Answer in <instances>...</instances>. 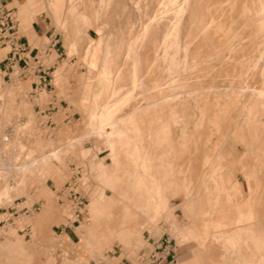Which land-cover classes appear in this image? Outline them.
I'll return each instance as SVG.
<instances>
[{"label": "rangeland", "instance_id": "374dc122", "mask_svg": "<svg viewBox=\"0 0 264 264\" xmlns=\"http://www.w3.org/2000/svg\"><path fill=\"white\" fill-rule=\"evenodd\" d=\"M57 1L61 4L56 5ZM182 1L177 0L175 7L170 8L168 5L175 0H35L36 4L26 15L28 18L18 11L13 13L19 23V35L36 18L40 19L41 14L51 29L53 39L44 36L42 44L33 46L39 49L37 59L48 69L52 82L46 89L31 88L29 77L38 66L34 61L30 71L15 66L10 79L0 73V135H10L17 126H28L19 132L25 149L21 150L22 154L12 148L4 152L0 141V163L1 159L9 164L16 160L14 169L37 161V168L25 179L20 170H0V192L6 185L11 188L8 197L0 194V264H14L18 259L23 264H51L50 261L116 264L122 259L135 263L138 252L164 240L171 241L176 254L174 264H195L196 257L197 264H262L264 227L256 234L261 239H242L246 236L243 232L237 239L240 245L235 247L229 240L224 245L222 238L213 237L212 230L208 231L204 247L195 236L204 234V224L209 220L202 216L208 207L205 191L197 184L204 171L202 161L209 154L208 144L219 146V151L210 154L215 163L221 153L224 155L221 163L229 171L235 167L226 182L240 186L241 193L234 186L218 193L227 195L226 214L238 215L241 201L251 198L264 226V95L258 97V90L264 89V58L259 57L264 33L251 20L253 10L246 9L251 7L252 0H186L189 6ZM184 4L185 17L179 13ZM169 28L174 29L173 34L179 31L180 36L174 72H167L170 58L174 59L173 49L167 46L173 35ZM52 40L59 43L55 51L49 52ZM134 45L140 53L139 77L143 87L134 83V64L129 56ZM105 49H111L108 55L104 54ZM8 50L9 47L0 48V61ZM146 96L161 99L158 108L148 104ZM93 99L100 103L97 117L91 123L88 112L93 109ZM176 105L179 111L175 110ZM103 117H111L112 125L105 124L109 119L101 122ZM145 120H151L149 137L148 129L142 127L146 125ZM102 123L111 125L112 130L123 131L122 136L129 141L121 140L118 134H107V126L105 129ZM134 125H140V129L136 127L138 130L133 132ZM217 130L222 135H215ZM131 145L148 148L152 153L163 149L170 155L167 154L166 164L164 160L161 162L173 171L165 177L173 183L165 192L164 210L152 219L139 208L142 194L148 195V191H139L142 186L137 184L130 185L125 176L130 168L123 156L120 167V175L125 176L123 180L114 185L107 177L106 171L114 169L113 165L118 167L117 153L127 155ZM44 154L48 155L46 162L39 160ZM183 157L198 167L193 183L188 184L191 193L183 190L182 175L175 165V162L183 163ZM168 161L173 164L166 166ZM147 162L151 166L158 159ZM226 162H231L230 166ZM77 169L82 170L80 175ZM47 170H50L48 174ZM229 171L226 169L224 175ZM191 178L183 176V184L191 182ZM215 178L223 183V177ZM73 184L89 186V203L75 225L64 220L68 212L61 205L67 201L66 188ZM100 196L113 200L115 217L127 206L128 227L133 234L126 241L113 238L100 252L79 250L77 245L85 226L91 222L90 214L94 218L93 203ZM183 197H189L186 206ZM48 199L52 202L49 203L53 214L48 220L51 228L43 231L38 220ZM66 236L71 245L65 241ZM239 249L243 251L242 256L236 254Z\"/></svg>", "mask_w": 264, "mask_h": 264}, {"label": "crops", "instance_id": "0c3cea01", "mask_svg": "<svg viewBox=\"0 0 264 264\" xmlns=\"http://www.w3.org/2000/svg\"><path fill=\"white\" fill-rule=\"evenodd\" d=\"M3 1L6 4L7 9L12 10L13 13L18 11L25 18H28L26 17V15L30 13L29 8L36 4L35 0H3ZM260 1L263 2L264 0H252L251 7L246 8L247 10L252 9L253 12H255L254 17L258 15V13L260 12V9H261L260 5L262 3L261 2L259 4ZM59 3L60 1H57L56 5H60ZM95 14H97V12H95ZM41 17H42V14L40 15V19L36 18V20L31 23V25L24 31L22 35H19V23H17V26H16L17 33L21 38V43L23 44L24 50H25L23 55H19V57L25 61L27 59H33L34 57L38 56L39 49L33 45L42 44L44 36L46 38L53 39V35H50L51 29L48 28V26L44 23ZM255 25L256 27H258V30L260 32L262 29L264 30L263 28L264 24L261 25L262 29L259 27L258 24H255ZM58 43H59L58 40L57 41L52 40V43L50 44V47L52 48H49V52L55 51V47L57 46ZM263 47H264V37L262 39L260 53H259L260 58H264V53H263L264 48ZM15 66H18L20 69H23L22 61L21 60L18 61L17 57H15V60H12L10 58V55L6 53L4 54L3 59L0 61V73H2L5 78L7 77L10 79V75L14 72ZM29 78L32 79L30 85H31V88L33 89L34 86L32 83L34 82L35 78H33L32 76H30ZM259 92H264V89L258 90V93ZM179 109L180 107L176 105L175 110L179 111ZM144 122H145L144 124L146 125L145 126L142 125V127L148 129L146 130V133H147V136L149 137V133L151 132V128H152L151 120H145ZM136 126L138 128L140 127V125L139 126L136 125ZM214 134L217 136L222 135V133H220V130H217ZM171 137L173 136L171 135ZM131 138L132 137H130V139ZM207 141L209 142V140ZM181 146L182 147L184 146L183 143ZM218 149H219V146L217 143L211 145L210 147L208 144L207 153L209 154H207L204 157V160L202 161V164H201L204 171L201 172V175H200L199 180L197 181V184H200L201 187L205 191V200H206V205L208 207V210L203 211L202 216L209 217V220H207L204 224V234L200 233V234H197L195 237L199 241V244L201 245V247H204L206 244V239L208 237V231L212 230L213 237L218 236L219 238H222L225 241L224 245H228L226 241L231 239L232 241L236 242V246H237V245H240V241L237 240L238 236L241 233H243V232H238V229L246 225L243 228H247L250 230L248 232H244L246 236H244L242 239H252V238L261 239L262 236L261 235L257 236L256 234L259 230L263 229V226H262L263 220H262V216L256 215L255 213L256 210L253 209L251 198L247 200L243 199L241 201V205L238 209V212H239L238 215L229 216L228 214H226V212L228 211L226 210V208L228 207V204L226 203L229 202L227 201V198H226L227 195L224 194L220 196L218 195V193L228 191L229 188L232 186H234L235 188H238L240 193H241V190L238 184H230L226 182L230 180V177H231L230 175L234 174L235 167L230 168V171H229V169L225 167L224 164L221 163L222 162L221 160L224 158V155H222L221 153H218V155L216 156L218 163H215L214 160L210 157V154L212 155V153L219 151ZM128 150H130V152H128L127 155H124V153H120V152L117 153L116 159L119 163L118 167H115L113 165L114 169H112L111 171H106L107 177L111 180V182H113V184L116 181L118 184L121 180H123L122 179L123 177L127 176L128 182L130 183V185L136 183L137 177H145L147 179L150 177L154 178L156 181V183L154 184L155 187L152 190L150 189L149 193L151 192L152 193L157 192V193L156 194L148 193V195H146L148 199L146 200L144 199L146 198L145 195H143L142 201L139 202L140 203L139 208L146 215H148L149 219H152L157 213H160L164 210L166 203H164L163 200L167 199L165 192H167V190L170 188V185L173 183L171 178L169 179L165 178L167 177V175L168 176L172 175L173 171L167 170L165 168V164H164L165 162L164 163L161 162L162 159L166 161L167 153L165 150H159L156 153L154 152L152 153L151 151L148 150V148H145V147L140 148L134 145H131ZM181 151L183 152V149ZM121 156L124 157L126 166L130 168L129 171L125 172L126 175L123 177L120 175V167L122 164ZM178 158L182 159L181 156H178ZM154 159L155 160L158 159V162L156 163L152 162L151 166L148 165L147 161L154 160ZM183 163H186V164H183ZM183 163L178 162V164H176L175 162V165L179 167L178 173L182 175L181 183H182L183 190L191 193V191H189L188 184L193 183V180H194L193 174H196L198 172L197 171L198 167H196L193 161L189 158L184 159L183 157ZM189 164H191V166H188ZM220 164L221 166H218ZM230 164L231 162L229 163L226 162L227 166H230ZM226 169L229 171L228 175H224V172ZM183 176L192 177L190 180L191 182H187L186 184H183L182 182ZM216 176L223 177L222 184L218 182V179L215 178ZM148 181H147V184L151 185L149 183L150 181L149 182ZM133 190H136V189L133 188ZM139 191H144V189H139ZM189 197L188 198L183 197L184 198L183 204L185 206L188 204ZM96 201L101 203L102 213L96 219L92 218L90 214L91 222L89 225L85 226V230L83 234L81 235L80 242L77 245L79 250H83V251L91 250L92 252H95V251L100 252L104 247L108 246L111 243L113 238H117L121 241H126L133 234L132 228L128 227L130 215H129L127 206L124 207L123 213L120 216L115 217L112 212V207L114 205V202L110 197L100 196L99 198L96 199ZM145 201L146 202L149 201V202H147L146 204ZM251 224H252V227H249L251 226ZM261 226H262V229H261ZM252 228H253V231L251 230ZM193 234H194L193 232H190V235H193ZM65 238H67L65 239V241L69 245H71L70 238L67 236ZM242 252L243 251L239 249L238 252L236 253L237 256H242ZM197 261H198V257H196L195 259V264H197L196 263ZM49 263L54 264L51 261ZM14 264H23V260L18 259L14 262Z\"/></svg>", "mask_w": 264, "mask_h": 264}, {"label": "bare ground", "instance_id": "6f19581e", "mask_svg": "<svg viewBox=\"0 0 264 264\" xmlns=\"http://www.w3.org/2000/svg\"><path fill=\"white\" fill-rule=\"evenodd\" d=\"M106 1H108V0H106ZM174 1V0H173ZM176 2H174L173 4L171 3V5H168V6H170V8H174L175 6H174V4L175 3H177V0H175ZM182 1V0H181ZM190 0H188L187 2H189ZM197 1V0H196ZM198 1H200L201 2V0H198ZM102 2V1H101ZM150 2V1H149ZM182 2H184V1H182ZM187 2H186V0H185V2L184 3H186L187 4ZM262 1H260L259 2V4L261 3ZM136 3V2H135ZM181 3V2H180ZM198 3V2H197ZM59 4H61V2L59 3ZM134 4V3H133ZM190 4V3H189ZM202 4V3H201ZM124 5V4H123ZM122 5V6H123ZM147 5H148V3H147ZM150 5V4H149ZM188 5V4H187ZM200 5V4H199ZM168 6H167V8H168ZM185 4L183 5V6H181V8H179L178 6V8H179V10H180V16L181 15H183V14H185L184 12H186L187 10H185ZM189 6V5H188ZM261 9H260V12L258 13V15H256L252 20L254 21V24H258L259 25V27L262 29V27H261V25L262 24H264V1L261 3ZM193 7H195V5L193 6ZM202 7V6H201ZM133 8V7H132ZM198 8V7H197ZM134 9H135V7H134ZM147 9V8H146ZM150 9V8H149ZM253 9H254V7H253ZM145 12V11H144ZM255 13V12H254ZM96 16V15H95ZM136 16V15H135ZM184 16V15H183ZM182 16V17H183ZM97 17V16H96ZM179 17V16H178ZM185 17V16H184ZM201 18V17H200ZM183 19V18H182ZM200 20V19H199ZM203 21H204V19H203ZM200 22V21H199ZM250 22H252V21H250ZM172 23H173V21H172ZM207 23V22H206ZM206 23H204L203 25L205 26V24ZM180 24V23H179ZM174 25V24H173ZM199 25V24H198ZM202 25V24H201ZM201 25H199V27L201 26ZM207 27H209V25L207 26ZM173 28H175L176 29V27L174 26ZM178 28H179V26H178ZM178 28H177V30H178ZM205 28V27H204ZM264 28V27H263ZM170 29V28H169ZM202 29V28H201ZM171 30V29H170ZM172 30H174V29H172ZM172 30L170 31L171 32V35L173 34L172 33ZM208 30V29H207ZM206 29L204 30V31H207ZM257 30H258V27H257ZM263 30V29H262ZM262 30H261V32H262ZM169 31V30H168ZM167 31V32H168ZM199 31V30H198ZM259 31V30H258ZM169 32V33H170ZM201 32V31H200ZM168 33V34H169ZM258 33V32H257ZM260 33V32H259ZM264 32H262V34H263ZM203 34V33H202ZM202 34H200V35H202ZM84 35V34H83ZM258 35H260V34H258ZM264 35V34H263ZM166 36H167V34H166ZM257 36V35H256ZM171 37H172V39H171ZM170 37V42H168V43H170L169 45H167L168 47H171L170 48V50L171 49H173V53L174 54H172L173 55V57H174V59L173 58H170V59H172V60H169V69L168 68H166V70H167V72H174V70H176V62H175V55H176V52H177V50H176V48L177 47H179V40H180V36H179V31L178 32H176V30H175V33L172 35ZM138 38H140V34L139 35H137L136 36V39L138 40ZM261 38V37H260ZM263 38V37H262ZM258 41V40H257ZM165 44H166V42H165ZM166 46V45H165ZM139 47V46H138ZM186 48V47H185ZM264 48V47H263ZM167 50H169V48H166ZM110 51H111V49H109ZM108 49H105V55H108L109 53H110V51H109ZM185 50V49H184ZM183 50V51H184ZM187 50V49H186ZM172 51V50H171ZM170 51V52H171ZM131 52L132 53H129V56L131 55V57H132V60H133V64H134V69H133V72H134V83L136 84L137 83V85H140V86H144V84H143V82H142V80L140 79V77H139V57H140V53H139V51H138V49H137V46L136 45H134L133 46V48L131 49ZM167 52V51H166ZM165 53V52H164ZM264 53V52H263ZM96 54H97V52H95L94 54H93V56L95 57L96 56ZM167 54V53H166ZM186 54V53H185ZM164 55V54H163ZM169 55H170V53H169ZM168 55V56H169ZM172 55H171V57H172ZM166 56V55H165ZM168 56H166L167 58H169ZM261 56V55H260ZM185 57V56H184ZM111 58V57H110ZM108 60V59H107ZM185 60V59H184ZM109 61V60H108ZM91 64V63H90ZM187 65V64H186ZM168 67V66H167ZM185 67V66H184ZM185 69V68H184ZM242 69V68H241ZM170 74H172V73H170ZM169 74V75H170ZM173 75V74H172ZM93 80V79H92ZM91 84V83H90ZM173 85V84H172ZM244 88V87H243ZM242 90V89H241ZM259 96L258 97H261L262 98V96H260V95H264V92H259V94H258ZM186 97V96H185ZM85 99H86V97H84ZM261 98H259V99H261ZM85 99H83V100H85ZM147 102H148V104H150L152 107H154V108H158V106H159V103H160V101H161V99H158V98H153V97H151V96H146L145 98H144ZM166 99V98H165ZM168 99V98H167ZM1 100V99H0ZM82 100V102H88L87 100L86 101H83ZM160 100V101H159ZM164 100V99H163ZM91 102V101H90ZM92 104V106H93V109L90 111V112H88V119H89V121L92 123L93 121H95V118L97 117L96 116V109L99 107L98 105H99V103H100V100H98V99H93V102H91ZM86 104V103H85ZM147 104V106H149ZM163 104V103H162ZM0 106H1V103H0ZM164 107H166L165 106V104L163 105ZM150 107V106H149ZM163 110H164V108H163ZM252 111V110H251ZM133 114V113H132ZM155 114V113H154ZM253 114V113H252ZM128 115H130V114H128ZM128 115H126V116H128ZM150 115V114H149ZM160 115V114H159ZM255 116H256V114H254ZM125 116V117H126ZM250 116H252V115H250ZM87 117V116H86ZM111 118V117H110ZM109 117H108V119H109V122L107 121V123H105V124H111L112 122H111V119H110ZM150 118H152V117H150ZM252 118V117H251ZM254 118V120H256V117H253ZM105 119H107L106 117H103V119H101V122H103V121H106ZM107 119V120H108ZM136 119V118H135ZM153 119H154V117H153ZM258 114H257V121L256 122H258ZM116 120V119H115ZM114 120V121H115ZM119 120V119H118ZM118 120H116V121H118ZM152 120V119H151ZM154 120H152V122H153ZM156 123L158 122V121H155ZM104 123H102V124H104ZM255 123V122H254ZM104 124V125H105ZM104 125H103V128H104ZM112 125V124H111ZM111 125H110V127H111ZM90 126V125H89ZM106 126H107V130H106V133L107 134H110V135H113L114 134V136L115 135H117V136H119V138L121 137V140L124 138V136H122V133H123V131H115L114 129L112 130L110 127H109V125H105V129H106ZM139 126V125H138ZM26 127H28L26 124H25V128ZM137 126H135L134 125V130H133V132L135 131V130H138L137 128H136ZM22 128H24V125L21 127V128H19V126H17V127H14L12 130V133L10 134V136H5L4 134H2V135H0V141H1V148H2V150L4 151V152H9L10 151V148H12V149H16V150H20L19 152H21V150L24 148V145L22 144V141H21V135H20V131H21V129ZM24 128V129H25ZM101 128H102V125H101ZM103 128H102V130H103ZM124 128V127H123ZM23 129V130H24ZM140 129V128H139ZM102 130H101V132H102ZM130 130H132V129H130ZM130 130H127V131H130ZM165 130V129H164ZM168 130V129H167ZM126 131V132H127ZM103 132H105V131H103ZM102 132V133H103ZM167 132V131H166ZM105 133V134H106ZM160 133V132H159ZM168 133V132H167ZM183 133V132H182ZM127 134H128V132H127ZM130 134V133H129ZM104 135V134H103ZM164 136V135H163ZM160 137V136H159ZM125 140H127V141H129L128 139H126V136H125V138H124ZM133 139V138H132ZM160 139V138H159ZM164 139V138H163ZM120 140V139H119ZM159 141V140H158ZM166 141V140H165ZM170 142V141H169ZM163 143V140H162V142L160 143V144H162ZM166 143V142H165ZM164 143V144H165ZM113 146V145H112ZM166 146V145H165ZM168 146H169V144L167 145V148H168ZM129 147V146H128ZM111 148V147H110ZM162 148H163V146H162ZM166 148V149H167ZM35 149V148H34ZM155 150H157L156 148H154ZM113 150H114V147H113ZM154 150V151H155ZM163 150V149H162ZM168 150V149H167ZM170 150V149H169ZM168 150V151H169ZM23 151H25V149H23ZM32 151V150H31ZM31 151H30V153H28L27 152V154H29V157H30V155H31ZM85 152H86V150H84ZM144 151V150H143ZM142 151V152H143ZM171 151V150H170ZM112 152V151H111ZM163 152H165V151H163ZM23 152H21V154H22ZM33 153V152H32ZM50 153H52V152H50ZM167 153V152H166ZM171 153V152H170ZM173 153V152H172ZM168 154V153H167ZM148 155V154H147ZM150 155V154H149ZM169 155V154H168ZM167 155V156H168ZM21 156V155H20ZM48 155H46V154H44V155H42V156H40V161H43L46 157H47ZM154 156V155H153ZM170 156V155H169ZM86 158V157H85ZM169 159V158H168ZM163 160V159H162ZM12 161V160H11ZM45 161V160H44ZM15 162H17L16 160H13V163L11 162L10 164H9V161H7L6 159H1V163H0V170L1 171H9L10 169H12V170H18V172H19V170H20V173L23 175V178L25 179L28 175H30L31 173H32V171H33V168L34 167H36V164H37V161L36 160H34V161H29V162H26V163H24V164H20L17 168H12V165L13 164H17V163H15ZM46 162V161H45ZM45 162H43L42 164L44 165V164H46ZM165 162V161H164ZM169 163L170 164H173V162L171 163V162H169L168 161V163H167V165L166 166H168L169 165ZM166 164V163H165ZM183 164H186V163H183ZM42 165V166H43ZM47 166V165H46ZM46 166H44L43 168H45ZM156 166V165H155ZM171 166V165H170ZM173 166V165H172ZM37 168V167H36ZM42 168V169H43ZM48 168V167H47ZM167 168V167H166ZM50 169V168H49ZM46 170V169H45ZM13 171V172H14ZM35 171V170H34ZM50 171V170H49ZM49 171L47 170V174L49 173ZM16 172V171H15ZM44 172V171H43ZM43 172L41 173L42 175H43ZM1 173V172H0ZM51 173V172H50ZM169 173V172H168ZM7 174V173H6ZM40 174V173H39ZM46 174V176H48ZM9 175V174H8ZM44 175H45V173H44ZM53 175V174H52ZM57 175V174H56ZM159 175V174H158ZM21 176V175H20ZM168 176V175H167ZM45 177V176H44ZM23 178H22V180H23ZM28 178V177H27ZM58 178H59V175H58ZM158 178V177H157ZM54 179H56V177L54 178ZM151 181L150 182V184L152 185L153 183H155V179L154 178H152V177H150V178H145V177H137V180H136V183H135V185L137 184V186H142V187H139L140 189H144V190H146V191H148V193H149V191H150V189H151V185H148L147 184V181ZM8 181V180H7ZM21 181V180H20ZM25 181V180H24ZM23 181V182H24ZM26 182V181H25ZM8 183V182H7ZM21 183V182H20ZM9 184V183H8ZM23 184V183H22ZM9 186V185H8ZM7 185L4 187V189L2 188V190H1V192H0V194L1 195H4V196H6V197H8V195L10 194V192H11V188H10V186L8 187ZM21 186V184L18 186V187H20ZM136 186V187H137ZM16 187V189H17V186H15ZM23 187V186H22ZM138 188V187H137ZM14 189V188H13ZM23 190V189H22ZM13 191V190H12ZM20 191L21 190H19V192L18 193H20ZM17 192V191H16ZM144 193V192H143ZM1 195H0V197H1ZM145 195V194H144ZM3 196V197H4ZM164 196H165V194H164ZM142 197H143V194H142ZM145 197H146V195H145ZM137 198V197H136ZM4 199V198H3ZM7 199V198H6ZM145 200L146 199H148L147 197L146 198H144ZM164 199V198H163ZM162 199V200H163ZM49 200H51V199H48V200H46V202H47V204L44 206V208H43V211H42V214L40 215V219L38 220V223H39V226H40V224L42 223V226H40L41 228L40 229H42L43 228V231L45 230V229H48V228H51V227H49L48 225H50V224H48V220L50 219V216L53 214V212L52 211H50V207L52 206H50V203L49 202H51V201H49ZM165 200H163V202H164ZM146 202V201H145ZM147 202H149V201H147ZM147 202H146V204H147ZM51 204H52V202H51ZM125 207V206H124ZM130 211V210H129ZM52 212V213H51ZM127 212V211H126ZM102 213V206H101V203L100 202H94L93 203V214H94V218L96 219V218H98L99 216H100V214ZM256 213V212H255ZM130 215V214H129ZM258 215V214H257ZM255 216V215H254ZM52 217H54V216H52ZM37 218V217H36ZM36 223V222H35ZM38 223H37V225H38ZM52 223V222H51ZM256 224V223H255ZM52 225V224H51ZM262 225V224H261ZM244 226H246V225H244ZM243 226V227H244ZM259 226V225H258ZM263 226V225H262ZM262 226H261V229H262ZM240 228V229H238V232H248V230H250V229H247V228ZM249 227H252V224H251V226H249ZM264 227V226H263ZM254 228V227H253ZM253 228L251 229L252 231H253ZM258 229V228H257ZM260 229V228H259ZM50 230V229H49ZM264 231V230H263ZM46 233V232H45ZM47 234V233H46ZM48 234H49V231H48ZM68 237V236H67ZM65 239H67V238H65ZM251 240H254L253 238L251 239ZM231 245H233V247H235L236 246V242L235 241H232L231 239L228 241ZM239 242V241H238ZM264 243H262V245H263ZM238 246V245H237ZM264 247V246H263ZM19 249L17 248V251H18ZM19 252H21L20 250L18 251V255H19ZM17 252L15 251V254H16ZM21 255H22V252L20 253ZM21 255H19V256H21ZM263 262H264V257L262 258V264H263Z\"/></svg>", "mask_w": 264, "mask_h": 264}, {"label": "built area", "instance_id": "2783aa9c", "mask_svg": "<svg viewBox=\"0 0 264 264\" xmlns=\"http://www.w3.org/2000/svg\"><path fill=\"white\" fill-rule=\"evenodd\" d=\"M16 26L17 22L14 19L13 11L7 9L4 1L0 0V48L6 50L9 47L7 54L10 55L12 60H15V57H17L18 61L21 60L25 71L31 70L32 61L36 62L38 66L34 72L30 74L35 78L32 83L34 86L33 89L35 91L46 89L48 86H51L52 82L50 74L47 72L48 69L40 64L37 57L27 59L26 61L19 57V55H23L25 50L21 43V38L17 33ZM7 136L10 135L8 134ZM81 171V169H77V175H80ZM66 190L67 201L61 202V205L68 212L64 220L68 224L75 225L79 223L80 217L89 203V186L84 184H73L69 185ZM26 213L28 212L26 211ZM175 261L176 254L171 241L164 240L162 242H154L151 244L150 248L138 252L135 263L130 262L128 259H122L116 264H174Z\"/></svg>", "mask_w": 264, "mask_h": 264}]
</instances>
